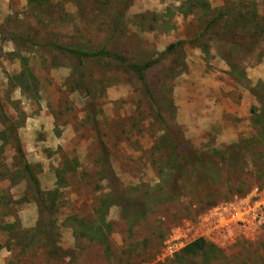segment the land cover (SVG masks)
<instances>
[{"label": "rangeland", "instance_id": "374dc122", "mask_svg": "<svg viewBox=\"0 0 264 264\" xmlns=\"http://www.w3.org/2000/svg\"><path fill=\"white\" fill-rule=\"evenodd\" d=\"M56 45L152 64L143 83ZM0 133V264H264V226L163 257L175 226L264 193V0H0Z\"/></svg>", "mask_w": 264, "mask_h": 264}, {"label": "built area", "instance_id": "2783aa9c", "mask_svg": "<svg viewBox=\"0 0 264 264\" xmlns=\"http://www.w3.org/2000/svg\"><path fill=\"white\" fill-rule=\"evenodd\" d=\"M258 226H264L263 191L210 207L199 214L191 225L186 223L175 226L164 243L163 257L172 256L190 240L198 238H203L218 248L228 247L247 239L251 235L250 229Z\"/></svg>", "mask_w": 264, "mask_h": 264}, {"label": "trees", "instance_id": "16d2710c", "mask_svg": "<svg viewBox=\"0 0 264 264\" xmlns=\"http://www.w3.org/2000/svg\"><path fill=\"white\" fill-rule=\"evenodd\" d=\"M29 4H42V3H46L49 0H27ZM221 15V13H220ZM219 16V15H218ZM217 17V16H216ZM212 23L214 22V19L211 21ZM175 46V44H170L167 46V49H171ZM58 49L64 50L66 52H70L71 54L77 55L81 58L83 57H100V58H112V59H116L119 61L120 64L124 65L128 70L134 72L138 78L141 80V82L144 83V71L149 68L152 64V61H147L144 63H133V62H129L126 60V58H124L122 55H118V54H114L111 51H108L105 47H101L100 49H96V50H87V49H80L77 47H71V46H63V45H56L55 46ZM21 64L23 65L22 68V74L26 75V76H30V78L32 80H36V78L34 77V75H32L30 73V70L27 67V61L24 57H21ZM26 73V74H25ZM8 120V119H7ZM0 138L2 140H5V137L0 133ZM14 142H15V146H16V152L18 154V158L19 161L21 162V169L24 172V175L27 176L28 180L31 182V184L34 187V194L36 197H40L42 195V190L40 189L39 186V181L38 178L36 177V175L34 174L31 165L27 162L20 142H19V138L17 137V135H14L13 137ZM54 198L52 197V200ZM7 206L9 208V202H7ZM10 225L3 224L0 223V229H4L9 227ZM220 248L216 247L214 244L205 241V239L203 238H198L195 240H192L191 242H189L182 250H181V254H180V259L181 260H186L187 257L192 258L194 256H200L201 258H205V256L208 253H211L213 256L217 255L218 252H220Z\"/></svg>", "mask_w": 264, "mask_h": 264}]
</instances>
